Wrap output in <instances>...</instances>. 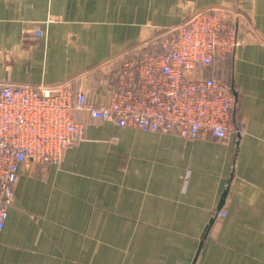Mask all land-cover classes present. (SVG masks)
Returning <instances> with one entry per match:
<instances>
[{"label": "crops", "instance_id": "1", "mask_svg": "<svg viewBox=\"0 0 264 264\" xmlns=\"http://www.w3.org/2000/svg\"><path fill=\"white\" fill-rule=\"evenodd\" d=\"M210 7L233 11L245 40L223 62L240 131L188 140L75 114L83 138L23 167L0 264H264V0H0V83H69L107 102L112 69Z\"/></svg>", "mask_w": 264, "mask_h": 264}, {"label": "built area", "instance_id": "2", "mask_svg": "<svg viewBox=\"0 0 264 264\" xmlns=\"http://www.w3.org/2000/svg\"><path fill=\"white\" fill-rule=\"evenodd\" d=\"M244 43L235 13L210 7L166 27L159 51L124 59L111 73L116 88L107 102L69 83H0V231L23 167L59 162L83 138L79 112L143 131H176L188 140L207 134L226 139L240 131L232 77L207 69L220 67Z\"/></svg>", "mask_w": 264, "mask_h": 264}, {"label": "water", "instance_id": "3", "mask_svg": "<svg viewBox=\"0 0 264 264\" xmlns=\"http://www.w3.org/2000/svg\"><path fill=\"white\" fill-rule=\"evenodd\" d=\"M196 12V11H195ZM195 12H193L192 14H194ZM191 13H186L183 17H182V20H181V22H183L186 18H188L189 16H191L192 15ZM180 22V23H181ZM177 25V24H176ZM172 26V25H171ZM169 27V26H168ZM41 36H42V33L37 29V27H31L29 30H27L26 32H25V41L26 42H30V44L32 45V46H34L37 42H38V40L41 38ZM29 44H27V46H28ZM30 45V46H31ZM8 55H9V52H7V51H2V52H0V56L2 57V58H5L6 60H7V58H8ZM224 200L222 199V202H223ZM221 205V204H220Z\"/></svg>", "mask_w": 264, "mask_h": 264}, {"label": "rangeland", "instance_id": "4", "mask_svg": "<svg viewBox=\"0 0 264 264\" xmlns=\"http://www.w3.org/2000/svg\"><path fill=\"white\" fill-rule=\"evenodd\" d=\"M119 67V66H118ZM115 69H118L117 67L112 69L110 71V75L111 73L114 72ZM231 70L230 67L229 68H225L223 67V63L221 64L220 67H210L207 69V74L209 75H217V76H221V77H226L229 78L231 76ZM110 85H113L114 81L113 80H109Z\"/></svg>", "mask_w": 264, "mask_h": 264}]
</instances>
